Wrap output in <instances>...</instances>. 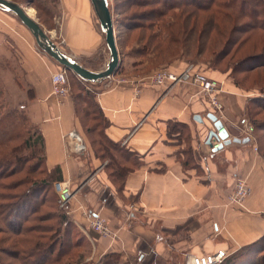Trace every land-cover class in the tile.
Returning a JSON list of instances; mask_svg holds the SVG:
<instances>
[{"label":"crops","instance_id":"1","mask_svg":"<svg viewBox=\"0 0 264 264\" xmlns=\"http://www.w3.org/2000/svg\"><path fill=\"white\" fill-rule=\"evenodd\" d=\"M4 13L0 9V91L39 132L47 169L70 182L66 218L84 239V264H99L107 255H116L120 264H182L188 254H234L264 235V160L249 138L211 149L210 110L192 87L144 80L127 86L114 76L91 84L104 135L139 164L125 178L119 197L94 153L88 149L77 156L65 141L68 132L81 130L72 95L59 102L51 94V76L59 65ZM57 25L62 53L91 71L105 67L108 54L90 0H61ZM236 97L232 91L222 97L224 125L225 115L238 121L242 116V102L233 104ZM230 129L228 139L247 138ZM237 180L250 193L240 205H231L228 196ZM96 216L111 235L92 231Z\"/></svg>","mask_w":264,"mask_h":264},{"label":"rangeland","instance_id":"2","mask_svg":"<svg viewBox=\"0 0 264 264\" xmlns=\"http://www.w3.org/2000/svg\"><path fill=\"white\" fill-rule=\"evenodd\" d=\"M8 1L19 3L18 5L30 14V18L39 24L57 47L58 44H62L61 37L55 32L57 31L56 28H58L57 19L60 14L61 0H48V2L46 1V3L41 4L39 7L35 4H30L31 0ZM146 1L108 0L110 8L113 6L115 8L114 11L112 10L111 16L116 22V31L119 38L117 49L121 63L119 64V69L113 75L116 83L129 86L130 83L135 81L144 80L145 82H149V78L155 72L166 69L180 71L186 65L196 67L197 70L202 71L209 78L217 77L218 79L214 81L223 89L224 94H222V97L227 96L231 91L236 92L238 97H236L237 100L233 104L236 107L238 106V101L243 104L241 121L236 120L237 117H233L231 114L225 115L227 129L231 127V131L237 132L242 137L241 129H245L246 127L252 128L249 135L251 134V139L255 145L254 148L256 150L260 149L261 152L259 151L258 153L262 156L264 152V131L262 129L264 125V112L257 111V108L251 107L250 99L264 98V32L256 29L260 26L264 27V18L258 17L257 20L260 19L259 22L253 26V22L248 16L238 13L241 7L245 12V7L241 4V0H212L211 4L210 0H159V2L155 3L152 0H148L150 3H146ZM262 1L264 2V0ZM146 4H149V6H146ZM197 4L202 5L203 9L200 12L196 9L184 8L185 6L195 7ZM171 5H178L179 9H174V11L167 10V7ZM248 6L251 10H256L259 7L254 3ZM228 7L232 11L228 14V18H223L220 14L225 13ZM4 12L18 26L24 28L31 35L34 47L42 54H45L36 45L31 32L19 22L17 17L10 12ZM95 17L97 19L96 15ZM157 19H162L163 23H174L175 25L169 28V30L161 26L158 27V25L153 26L151 21L157 23ZM144 26H147V28H143ZM99 31L103 38L104 47L107 50L104 34L101 32L100 26ZM161 34L163 35L162 39L167 36V41L162 42L160 40ZM122 63L127 64L129 69H126L127 66L123 67ZM259 64L263 65L260 67ZM177 65L180 66L177 67ZM58 68V71L64 69L60 65ZM64 70L66 71L69 86L68 96L71 94L77 99L76 103L78 107L76 115H78V123L81 130V133H78L83 139L86 150L90 149L101 162L103 167L102 172L105 174L106 179L109 180V184H111L115 193L120 197L123 186L112 178L115 172L119 170V166L115 167L113 165L114 162L110 160V156H107V154L111 155L113 161L124 165L125 163L122 158L125 159L126 157H118V153L115 150L107 151L106 155H104L103 145L99 143L101 142L97 131L99 129L96 127V120L98 118L95 119L94 114L90 116L91 112L97 110L94 105L95 94L91 85L92 83L86 82L84 86L80 81L75 79L77 76L74 73L66 69ZM56 98L60 102L66 97L61 99ZM91 98H94V104L90 103ZM0 106L1 115L13 112V110L18 114L23 111L20 106L17 105L13 108L9 101L7 103L1 91ZM250 110L252 111V115H255L254 118H252ZM242 122L245 123L242 124ZM252 125H258V131ZM36 158L42 160L41 155H36ZM26 175L30 179L33 178L34 183L36 181L47 180V177L43 174V169L40 168L32 175L18 172L13 177L5 178L1 181V185L10 187L14 182H24ZM55 182L67 183L73 195L70 182L63 180ZM30 188L22 184L17 189L15 188L16 190L6 187L7 191H0V195L15 193L24 196V193H26L25 195L31 198L36 208L31 211L32 217L30 216V219L26 223H23L20 232L14 230V228L19 229L17 222L21 219L18 215V210H10L8 212L6 208L1 209L0 264H84V259L87 257L85 249L70 248L71 245L69 244L67 235L63 237L61 233L58 234L56 232L57 238L59 237L57 239V247L53 249V254L48 251L47 247L53 235L52 233L42 235L41 232L44 229L48 231L51 228L55 229V231L58 230V220H54L55 217L50 214L51 212H56V214L60 215L61 213L65 214V212L60 209L58 196L54 190V195L49 191L45 192L43 200L37 206L36 199L33 196L34 191L31 190L30 192ZM52 189H54V186H52ZM55 201L56 206L54 205V209L56 208V211H53L52 207ZM17 203L14 207L17 206ZM0 204L6 206V203ZM9 222H13L12 227H8ZM54 238L55 236H53ZM248 257L245 251L243 252L241 249L234 254L228 255V258L222 264H231L236 258L233 264H264V242L261 250L250 255L249 259ZM107 260V264H120L117 262L119 258H109Z\"/></svg>","mask_w":264,"mask_h":264},{"label":"trees","instance_id":"3","mask_svg":"<svg viewBox=\"0 0 264 264\" xmlns=\"http://www.w3.org/2000/svg\"><path fill=\"white\" fill-rule=\"evenodd\" d=\"M46 1L48 2V0H31L30 4H35L39 7L41 4L46 3ZM152 1H153V3L159 2V0H152ZM211 2H212V0H210V4H211ZM146 3H150V2L147 0ZM253 3L255 5L259 6L260 10H259V7L256 10H251L248 5L253 4ZM15 4H17V3H15ZM190 4H193V3H190ZM241 4L245 7L246 13L243 11L242 7L238 11V13L248 16V18L253 22V26H255L259 22L260 19L257 20L258 17L264 18V2L262 0H241ZM146 6H149V4H146ZM201 6L202 5L197 4V5H195V7L194 6H185L184 8L185 9H188V8L196 9L198 12H200L203 9ZM113 8H114V6L112 8H110V6H109V10L111 12V15H112V10L113 11L115 10V8L114 9ZM174 9H179V6L178 5H171L170 7H167V10H169V11H172V10L174 11ZM224 11H225V9H224ZM231 11H232V9L228 7V10L225 11V13L220 14V15L223 18H228V14ZM161 20L162 19H157V23L152 22V21H151V23H153L152 24L153 26L158 25V27L161 26V27L167 28L168 30H169V28H171L172 26L175 25L174 23H163V21H161ZM225 21H227V20H225ZM175 23H176V21H175ZM167 24H168V26H167ZM113 27H114V31H115V41H116V45H117V41L119 38L117 36L116 22L114 21V19H113ZM143 28L146 29L147 26H144ZM137 29H141V28H137ZM256 29L264 32L263 26L257 27ZM162 33H164V32H162ZM162 36L163 35L161 34L160 40L162 42L167 41V36L164 39H162ZM117 48H118V45H117ZM260 59H262V58H260ZM262 65L263 64H259L260 67ZM82 90H83V88H82ZM87 96H88V94H87ZM72 98H73V102L75 105V112L77 114V107H78L77 103H76L77 99L75 96L74 97L72 96ZM93 101H94V98H91L90 103L94 104ZM250 103L252 104L251 107L257 108L256 109L257 111L264 112V98H252V99H250ZM94 105L96 106L97 110H94V112H91L90 116H93V114H94L95 119L98 118V120H96V122H97L96 127H98V129H99V130H97L98 134L100 136V139H101L100 140L101 142H99V143L103 145L102 149L104 150V155H106L107 151L115 150L117 153H119L118 157L125 156L124 152L121 149H119V147L116 146V144H113L112 142H110L106 138V136L104 135L103 129L105 126L104 125L105 120L103 119L102 114H101L98 106L96 104H94ZM22 113L18 114L16 111L13 110V112L11 111V112H7V113L2 114V115L0 114V191H7L6 187L11 189V190H16L18 186L25 184L26 186L31 187L30 192H31V190L34 191L33 196L35 197L36 202H37V206H38V203L43 200V198H44L43 195H45V192L49 191L54 195V193H53L54 189H52V186H53V183L55 181L60 180V176L58 174V170L47 169V167L45 165V155H44L45 153H44L42 138H41L39 132L37 131V129L31 125L30 121L25 116L23 111H22ZM84 114L86 115V113H84ZM250 114H251L252 118L255 117V115L254 116L252 115L251 110H250ZM77 117H78V115H77ZM252 126L254 129H256V131H258V129H259L258 125H252ZM262 127H263L262 129L264 131V125ZM259 151H260V149L258 150V152ZM95 154H97V153H95ZM36 155H41L42 160L37 159ZM259 155L261 156L260 153H259ZM107 156H110L109 158H110V160H112V162H114L113 165L115 167H117V165L119 166V170H117V171L115 170L116 172H115L114 176H112L113 180L115 182H119L123 186V182H124L126 176L130 173L131 170L133 171L134 167H137L139 164L136 166V164H133L129 160V158H127L126 156H125L126 157L125 159L122 158L125 165L122 163H118L117 161H113V159L111 158V155L109 153L107 154ZM261 157L264 160V152L262 153ZM40 161H41V163H40ZM40 168L43 169V174H45V176L47 177V180H41L38 182L36 181L34 183L33 178L30 179L26 175V177L24 178L25 179L24 182H16V183L14 182L13 184H11L10 187H8V186L5 187V186L1 185V181H3L5 178L13 177L18 172H25L26 174L28 173L29 175H32V174H35L36 171L39 170ZM27 192H29V191H27ZM30 192H29V194H30ZM25 194L26 193H24V196L18 195L15 193L14 194H7V195H5V194L0 195V203H6V206H3L2 204H0V215L2 213L1 209H3V208H6V210H8V212H10V210H12V211L18 210V212H19L18 215L21 217V219L19 222H17L18 224L16 223L19 229L14 228V230L18 231V232H20V230L22 229L23 223H26L30 219L29 217L32 214L31 211L36 209L35 205H33V201H31V198H29ZM29 196H31V195H29ZM16 203H17V206L14 207ZM54 205L56 206V201H55V204L53 202V207H52L53 211H56V208L54 209ZM50 215L55 217L54 220H56V219L58 220V224H59L58 228L59 229L56 231H55V229H52V228L49 229L48 231L46 229L42 230V232H41L42 235H45L47 233H52V235L55 236L54 239H53V236H51L52 238L50 239L49 245L47 247V249H49L48 251H50V253L53 254L54 253L53 249L55 247H57V244H58L57 239H59V237L57 238L56 232H58V234L61 233V235H63V237H66L65 235H67L68 240H69V244L71 245L70 248H77L78 250L82 249V247L85 245L84 239L80 234H78L74 230V228L72 227V224L66 218V215L63 213L58 215V214H56V212H51ZM56 217H58V218H56ZM12 224H13V222H9L8 227H12L11 226ZM263 242H264V235L260 239H258L256 242L250 244L247 247L242 248V251L243 252L245 251L246 255L250 257V255H252L253 253L262 249ZM34 244H37V243H34ZM249 257H248V259H249ZM109 258H118V257L116 255H107L102 259V261L99 264H107L106 261H108L107 259H109ZM236 259H235V261H236ZM235 261H233L231 264H233ZM117 262H119V261H117Z\"/></svg>","mask_w":264,"mask_h":264},{"label":"built area","instance_id":"4","mask_svg":"<svg viewBox=\"0 0 264 264\" xmlns=\"http://www.w3.org/2000/svg\"><path fill=\"white\" fill-rule=\"evenodd\" d=\"M149 83L153 86H167L174 87L176 85H187L194 89L197 96L201 97L207 104L210 113L213 114L223 125V130L227 131L224 121V104L222 102V94H224L221 86L209 78L202 71L197 70L196 67L186 65L180 71L162 70L155 72L149 78ZM52 95L58 98H65L68 96L69 86L66 71L60 69L51 76ZM143 81V80H142ZM141 81V82H142ZM138 94V90H136ZM264 97V95H263ZM245 137L251 139L252 128L241 129ZM216 137L210 139V146L212 150H218L223 141L218 138V131H214ZM65 141L71 146L72 152L79 156L85 153L86 146L81 135L76 131L68 132L65 135ZM54 191L58 196V205L61 210L67 215L70 209V198L72 192L69 185L65 182H55ZM250 191L248 185L242 181L237 180L233 191L228 196V202L231 205H240L248 197ZM90 228L95 233L101 236L111 235V232L106 222L98 216L92 218L90 221ZM228 258V254L221 250L214 254L205 256L186 255L182 264H222Z\"/></svg>","mask_w":264,"mask_h":264},{"label":"water","instance_id":"5","mask_svg":"<svg viewBox=\"0 0 264 264\" xmlns=\"http://www.w3.org/2000/svg\"><path fill=\"white\" fill-rule=\"evenodd\" d=\"M90 2L92 4L95 15L97 16L100 30L102 34H104L105 43L109 54L106 67L101 71H91L78 64L69 56L62 53L59 48L51 41L50 37L39 26V24L35 20L30 18L29 14L19 5L8 0H0V8L4 11L14 14L17 17L19 22L31 32L38 48L42 50V52H44L48 57L53 59L64 69L74 73L80 80L95 84L112 77L119 67L120 60L115 41L113 19L109 10L108 0H90ZM207 118L213 124L214 131L219 132L218 138L223 141L219 149L224 145H229L232 142L246 143L249 141L248 138H233L231 140L228 139V133L227 131L223 130L222 123L211 113L207 115ZM196 119L198 122H201L200 118L196 117ZM214 131L209 133V144L212 137L217 138Z\"/></svg>","mask_w":264,"mask_h":264},{"label":"bare ground","instance_id":"6","mask_svg":"<svg viewBox=\"0 0 264 264\" xmlns=\"http://www.w3.org/2000/svg\"><path fill=\"white\" fill-rule=\"evenodd\" d=\"M30 15V14H29ZM33 15V14H32Z\"/></svg>","mask_w":264,"mask_h":264}]
</instances>
